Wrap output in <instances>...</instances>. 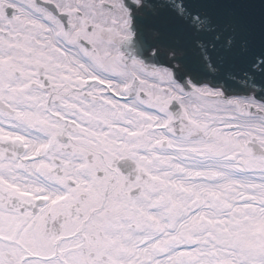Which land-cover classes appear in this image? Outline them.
<instances>
[{
	"label": "snow or ice",
	"instance_id": "1",
	"mask_svg": "<svg viewBox=\"0 0 264 264\" xmlns=\"http://www.w3.org/2000/svg\"><path fill=\"white\" fill-rule=\"evenodd\" d=\"M0 264H264V0H0Z\"/></svg>",
	"mask_w": 264,
	"mask_h": 264
}]
</instances>
